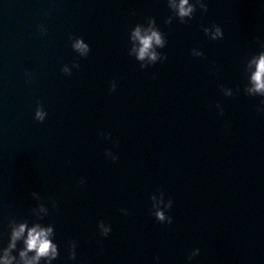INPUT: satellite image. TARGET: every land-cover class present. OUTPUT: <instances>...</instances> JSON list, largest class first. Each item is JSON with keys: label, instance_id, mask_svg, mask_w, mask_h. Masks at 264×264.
<instances>
[{"label": "water", "instance_id": "95a60500", "mask_svg": "<svg viewBox=\"0 0 264 264\" xmlns=\"http://www.w3.org/2000/svg\"><path fill=\"white\" fill-rule=\"evenodd\" d=\"M76 2L0 0V259L28 221L46 122L35 119L37 101L48 112ZM25 234L13 264H22Z\"/></svg>", "mask_w": 264, "mask_h": 264}, {"label": "clouds", "instance_id": "9594fccd", "mask_svg": "<svg viewBox=\"0 0 264 264\" xmlns=\"http://www.w3.org/2000/svg\"><path fill=\"white\" fill-rule=\"evenodd\" d=\"M197 4L199 8L202 9L204 12L208 11V6L204 3V0H196L193 5H189L188 0H179L178 4H172L171 7L176 10L177 15L180 17V21L182 23H187L184 17H190L193 13L194 9L197 8ZM149 27L142 31L141 27L137 25L132 32V39L139 42V46L136 49L137 56L136 59L139 61H144L147 59L151 62V64H155L157 61H164L167 60V56L162 53H157L154 51V45L159 46L160 48H164L166 46V40L162 37L161 32L154 27L155 18H149ZM169 25H171V17L168 18L166 21ZM211 28H214L215 31L211 35V40H220L224 37L223 29L219 25H213ZM211 28H204L205 34L208 36ZM73 49L80 54L81 57H87L90 52L89 44L84 42L82 37L75 38V43L72 44ZM264 47V45H262ZM192 54L194 56H204V53L195 52L193 51ZM252 64L255 65V71L251 75V84L252 87L246 89V93L249 96H261L264 97V50L259 52L258 58L253 57ZM77 69L80 67L79 63L73 65ZM149 65L141 63V68H147ZM65 74L71 75L72 70L65 65L62 69ZM31 76V73H28ZM223 88V86H221ZM117 85L115 82L111 85V91H115ZM226 96H232L231 91H227L225 93ZM261 104L264 105V100L261 101ZM217 107H220L217 105ZM261 112H264V108L259 109ZM223 114V110L221 109V115ZM47 117V112L44 110L43 105L37 101V108L35 111V119L43 122ZM104 135V133H101ZM110 137V134H109ZM106 156L111 158L113 161L119 159L118 156L114 155L111 150L106 151ZM81 183H84V180H81ZM35 195V193H32ZM161 197L164 196L163 192H160ZM153 204H152V214L161 222V223H168L171 224L173 222V218L171 216L165 217V211L161 210L160 207L155 203L156 196L155 194L151 197ZM161 203H163V199H161ZM173 206V201L169 198L167 205H165V210H171ZM125 214H127V210L122 209ZM99 228L101 230V234L105 237L109 235L111 232V226L106 225L104 221H100ZM27 231V238L24 240V249L19 252V256L23 261V264H38L41 259L46 260V264H51L52 260H56L59 257L58 246L56 243H53L52 240L49 239V236L52 235L53 229L49 228H42L39 224L35 227L28 228L27 224L21 223L19 224L18 228H14L11 233V243L10 245L4 249V255L2 259H0V264H13V260L15 257L11 255L12 249L17 247V241L20 240L22 236H24L25 232ZM77 243L76 241L71 242V253L70 259H76V249ZM32 252L35 255L31 258L29 257V253ZM200 249H194L188 259L191 260L195 256L199 255ZM159 260V257L156 258Z\"/></svg>", "mask_w": 264, "mask_h": 264}]
</instances>
